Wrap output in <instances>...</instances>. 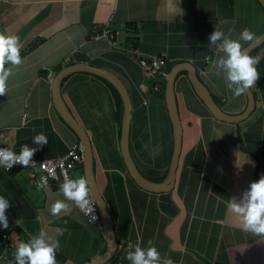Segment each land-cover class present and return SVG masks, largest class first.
<instances>
[{
  "label": "crops",
  "instance_id": "1",
  "mask_svg": "<svg viewBox=\"0 0 264 264\" xmlns=\"http://www.w3.org/2000/svg\"><path fill=\"white\" fill-rule=\"evenodd\" d=\"M104 23L119 33L118 47L98 36ZM245 27L254 37L264 31L258 0H0V31L17 36L21 56L19 64H5L10 74L0 94V144L19 152L22 144L34 147L31 137L43 132L48 143L32 158L45 159L80 141L54 106L52 81L61 68L85 63L112 71L127 87L131 156L163 163L168 150L163 152L161 121H170L164 90L163 100L151 90L139 57L163 51L166 69L190 62L220 107L238 114L246 95L233 96L226 88L227 70L217 63L226 54L218 45L227 38L244 48L250 42L240 37ZM214 28L223 35L212 44L208 35ZM252 57L259 74L251 86L255 106L243 124L215 119L187 74L177 76L182 147L173 187L162 192L145 190L130 178L120 152L122 108L119 114L108 86L89 72L63 78L61 96L90 139L95 181L113 220L116 246L102 264H131L125 253L136 245H154L158 264L168 257L173 264H264V235L243 230L239 215L228 207L264 173V45ZM143 170L150 174L149 168ZM80 175L82 164L71 172L72 179ZM0 195L10 200L8 224L1 229L16 243L43 230L59 241V264H86L105 252L102 222L87 223L70 200L66 210L53 215L51 204L66 198L55 186L31 185L26 169L0 166ZM57 229L64 231L56 236ZM7 255L0 241V264Z\"/></svg>",
  "mask_w": 264,
  "mask_h": 264
},
{
  "label": "clouds",
  "instance_id": "2",
  "mask_svg": "<svg viewBox=\"0 0 264 264\" xmlns=\"http://www.w3.org/2000/svg\"><path fill=\"white\" fill-rule=\"evenodd\" d=\"M222 35L223 32L220 29L214 28L208 35V41L215 44ZM240 37L244 41H253L255 38L254 33L247 27L241 30ZM17 41L16 35L0 31V94H3L10 74L9 68L5 67L6 62L12 65L21 62L20 45ZM218 47L222 48L226 54L217 61L227 70L226 79L229 83L226 84V88L231 90L233 96L247 93L259 76L255 67V58L248 54L246 48H242L239 40L226 38ZM31 139L35 146L30 147L28 144H22L19 152L12 148H0V166L10 169L14 163L27 166L30 162H34L33 154L48 141L43 132L36 133ZM59 191L66 199L56 200L51 204L50 212L53 215L68 208L66 200L73 201L81 209L89 204V182L84 175L64 180L60 184ZM9 206L10 200L7 196L0 195V227H7L8 220L5 209ZM228 207L239 215L243 230L264 235V173L249 183L239 201L234 198L229 200ZM63 231L64 229H57L55 235L58 236ZM58 248V239L41 230L29 240H21L17 243L11 264H56ZM125 258L131 264H158L160 253L154 245L147 248L136 245L133 251L125 253ZM164 264H173L171 257L166 258Z\"/></svg>",
  "mask_w": 264,
  "mask_h": 264
},
{
  "label": "water",
  "instance_id": "3",
  "mask_svg": "<svg viewBox=\"0 0 264 264\" xmlns=\"http://www.w3.org/2000/svg\"><path fill=\"white\" fill-rule=\"evenodd\" d=\"M264 9V0H258ZM264 43V31L253 41H250L244 48L250 54L254 49ZM83 71L89 72L100 77H103L110 82L117 90L122 102V114L120 123V152L130 178L141 188L152 191L162 192L167 191L173 187L175 181L176 168L182 147V124L179 118L176 97H175V81L179 72L186 71L187 78L197 94V96L204 103L210 114L217 120L238 124L246 120L252 113L255 106L254 93L249 89L246 95L247 103L244 110L238 114H229L225 112L214 100L211 92L204 82L199 78L196 68L190 62H179L174 64L168 71L165 78L164 85V101L172 130V151L169 160V165L165 177L161 181H153L145 177L137 168L129 148V135L131 123V100L124 82L112 71L92 66L85 63H72L61 68L55 75L52 81V96L54 106L63 119V121L77 134L80 142L83 145V172L89 182V189L98 207V212L105 232L107 247L105 252L89 261L86 264H102L110 258L115 250L116 239L114 237L113 220L108 208V205L102 196V193L95 181L93 172V155L90 139L85 132L82 125L76 120L65 101L63 100L60 92L61 82L64 77L70 73Z\"/></svg>",
  "mask_w": 264,
  "mask_h": 264
},
{
  "label": "built area",
  "instance_id": "4",
  "mask_svg": "<svg viewBox=\"0 0 264 264\" xmlns=\"http://www.w3.org/2000/svg\"><path fill=\"white\" fill-rule=\"evenodd\" d=\"M98 36L107 39L109 43L114 47L119 46V42H118L119 33L115 30H112L108 23H104L102 25L101 31L98 34ZM131 52L136 53V55L138 56L136 49H132ZM139 61L143 64L145 68V75L150 80L151 90L153 92L160 90L163 85L161 81L165 80L168 73L166 69L167 54L162 51L157 55L148 58L139 57ZM0 148H7V147L5 145L0 144ZM83 158H84L83 145L80 141H78L77 143L73 144L62 155H59L57 157L45 158V159L32 158L34 162H30L29 165L23 166L14 163L10 169L13 168L26 169L28 173V180L31 185L37 187L55 186L59 189L60 184L64 180L69 178L72 179L71 172L75 169V167L82 164ZM3 169L5 171L10 170V169H5L4 167ZM78 208L83 213L87 223L89 224L100 223L101 219L98 212V207L94 201L91 192L89 194V204L84 209H81L80 207ZM0 241H3L8 249L7 259L4 264H11L17 243L11 238V235L8 232L2 230L1 227H0ZM11 250H13V253L9 255V252ZM56 264L59 263L56 261ZM123 264H130V263H123Z\"/></svg>",
  "mask_w": 264,
  "mask_h": 264
},
{
  "label": "trees",
  "instance_id": "5",
  "mask_svg": "<svg viewBox=\"0 0 264 264\" xmlns=\"http://www.w3.org/2000/svg\"><path fill=\"white\" fill-rule=\"evenodd\" d=\"M264 43L261 44L260 46H258L256 49H254L249 55L250 56H254L262 47H263ZM171 65H168L167 66V71L170 69ZM180 74H186L185 71L183 72H180L178 74V76ZM96 77H98L99 79H101L107 86L108 88L110 89V91L112 92V94L114 95V98H115V101L117 103V108H118V111H119V114L121 113V99H120V96L117 92V90L115 89V87L110 83L108 82L106 79H104L103 77H100L98 75H95ZM162 88L160 90H157V91H154V93L158 94L161 96V99L163 100V90H164V85H165V82L163 80L162 82ZM215 101L217 102V100L215 99ZM217 104L219 106H221L219 104V102H217ZM166 116V114H165ZM167 117V116H166ZM161 124L164 126V130H166V133L164 134V136L162 137L163 138V141L162 143L164 144L163 145V152H165V148L168 150L167 153L165 154V158L162 157V161L163 163H161L160 161L156 162L155 161V164H148V163H141L140 160L138 159V157H136V155L134 153H132V156H133V159H134V162L137 166V168L139 169V171L147 178L151 179V180H161L166 171H167V164H168V160H169V156H170V153H171V144H172V139H171V128H170V121H161ZM240 124H243V123H240ZM168 146V148H167ZM168 155V156H167ZM158 160V159H157ZM143 167H145L146 169H150V174L149 173H145V171L143 170ZM163 167V171L160 172L162 170ZM158 168V169H157ZM161 169V170H160ZM155 173V175H153ZM13 253V250H11L9 252V255H11Z\"/></svg>",
  "mask_w": 264,
  "mask_h": 264
}]
</instances>
